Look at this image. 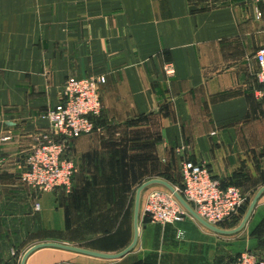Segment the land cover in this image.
Returning <instances> with one entry per match:
<instances>
[{
    "label": "crops",
    "instance_id": "0c3cea01",
    "mask_svg": "<svg viewBox=\"0 0 264 264\" xmlns=\"http://www.w3.org/2000/svg\"><path fill=\"white\" fill-rule=\"evenodd\" d=\"M257 9L263 1L0 0V264L43 241L123 250L134 208L130 199L119 206L118 196L151 178L179 187L186 159L254 195L264 185ZM97 75L107 79L101 130L70 142L73 195L25 185L20 174L67 78ZM154 189L167 188L144 189L138 242L123 257L42 247L26 264H233L244 251L264 256V193L247 225L225 235L191 217L151 222L143 206Z\"/></svg>",
    "mask_w": 264,
    "mask_h": 264
},
{
    "label": "built area",
    "instance_id": "2783aa9c",
    "mask_svg": "<svg viewBox=\"0 0 264 264\" xmlns=\"http://www.w3.org/2000/svg\"><path fill=\"white\" fill-rule=\"evenodd\" d=\"M261 2L264 0H248ZM257 16L264 17V11L257 9ZM259 87L254 90L255 98L264 100V47L256 52ZM165 70L168 75L175 72L171 64ZM105 75L67 78L63 95L58 104L50 108L46 116L50 121L48 130L37 137V142L27 157L20 174L21 181L42 192L57 188L67 193L73 189V177L77 171L74 157L70 155V142L85 134L101 130L96 120L101 117L103 103L101 85ZM8 137H3L6 140ZM4 159L0 152V166ZM182 184L176 187L185 200L207 222L221 226L236 217L248 200L247 195L236 185H224L213 175L206 162L183 161ZM40 209V203L35 204ZM151 222L175 223L191 214L168 189L150 191L143 206ZM16 255V252H12ZM233 264H264V256L254 251L240 253Z\"/></svg>",
    "mask_w": 264,
    "mask_h": 264
},
{
    "label": "water",
    "instance_id": "95a60500",
    "mask_svg": "<svg viewBox=\"0 0 264 264\" xmlns=\"http://www.w3.org/2000/svg\"><path fill=\"white\" fill-rule=\"evenodd\" d=\"M152 184H160L166 187L168 190H170L174 196L177 198V200L186 208V210L191 214V216L196 219L198 222H200L202 225L205 227L209 228L210 230H213L214 232L220 233V234H225V235H230V234H235L241 231L248 223L250 220L253 211L264 193V185L261 186L257 192L255 193L254 197L252 198L251 202L248 205V208L239 222V224L235 227L232 228H224L220 227L214 224H211L207 222L205 219H203L194 209L193 207L185 200V198L182 196V194L177 190V188L168 182L167 180L163 178H151L149 180L144 181L141 183L135 193V200H134V211H133V238L130 244L125 247L123 250L114 252V253H108V252H101V251H96V250H90L78 245H73V244H67L63 242H58V241H43V242H38L27 248L21 258H20V263L19 264H26V261L28 257L37 249L42 248V247H58L62 249H67L79 253H84L87 255H92L95 257H100V258H105V259H117L120 257H123L127 253H129L137 244L138 238H139V218H140V211H141V199H142V193L144 189H146L148 186Z\"/></svg>",
    "mask_w": 264,
    "mask_h": 264
},
{
    "label": "rangeland",
    "instance_id": "374dc122",
    "mask_svg": "<svg viewBox=\"0 0 264 264\" xmlns=\"http://www.w3.org/2000/svg\"><path fill=\"white\" fill-rule=\"evenodd\" d=\"M70 153V155L71 156H73L74 157V154H73V152L71 153V152H69ZM179 187H180V183H179ZM129 190H131V193L130 194H124V195H122V196H118V205L119 206H123V205H125V203H127V201H129V199H130V202H129V204L131 205V210H133V208H134V200H135V193H136V189L137 188H135V186L133 187V188H128ZM73 191H74V189L71 191V192H69V193H66L65 192V194L66 195H69V196H71V195H73ZM255 195V194H254ZM254 195H252L251 197H249L248 196V202L250 203L251 202V200H252V198L254 197ZM106 198H108V200H109V197H110V201H109V203L108 204H110V205H112L113 203H114V205H115V196L114 195H111V196H109V197H107V194H106V196H105ZM249 203H248V205H249ZM106 206V204L105 203H102L101 202V206H100V209H104V208H106L105 207ZM247 208H248V206H247ZM247 210V209H246ZM246 212V211H245ZM245 214V213H244ZM244 214H240L239 216L237 215V217H240L241 215V217L243 218V216H244ZM241 218V219H242ZM241 219L239 220V219H237L236 217H234L232 220H228L227 222H226V224L225 225H232V226H234V225H238L239 224V222L241 221ZM22 256V255H21ZM21 258V257H20ZM19 263H20V261H19Z\"/></svg>",
    "mask_w": 264,
    "mask_h": 264
},
{
    "label": "trees",
    "instance_id": "16d2710c",
    "mask_svg": "<svg viewBox=\"0 0 264 264\" xmlns=\"http://www.w3.org/2000/svg\"><path fill=\"white\" fill-rule=\"evenodd\" d=\"M100 118H101V117H99V118L96 120V124H97V125H100ZM224 185H225V184H224ZM227 185H228V184H227ZM180 186H181V185H180ZM72 190H73V189H72ZM248 203H249L248 201L245 203V205H244L243 208L241 209V211H240V213L238 214V216H239L240 214H244V213H245V211H246V209H247V206H248ZM241 216H242V215H241ZM241 216H240V217H237V216H236V218L240 220V219L242 218ZM225 224H226V222L223 223L222 225L224 226ZM17 259H18V260H17L16 262H14V264H19V261H20V254L17 255Z\"/></svg>",
    "mask_w": 264,
    "mask_h": 264
}]
</instances>
